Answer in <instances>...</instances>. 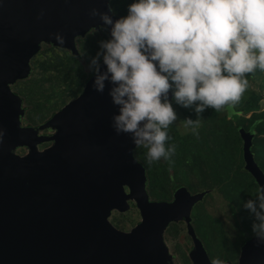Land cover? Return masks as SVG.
Returning <instances> with one entry per match:
<instances>
[{
    "label": "water",
    "instance_id": "95a60500",
    "mask_svg": "<svg viewBox=\"0 0 264 264\" xmlns=\"http://www.w3.org/2000/svg\"><path fill=\"white\" fill-rule=\"evenodd\" d=\"M109 7L110 0H0V264H169L163 233L174 220L188 223L202 197L180 186L171 202L149 200L136 147L112 126L118 108L110 85L97 92L93 75L42 125L55 130L50 147L37 150L45 137L20 124L22 100L10 85L29 76L39 45L76 52L75 39L102 23L91 10ZM239 134L244 168L260 188L264 173L251 152L253 133L240 128ZM21 147L24 155L15 153ZM128 200L140 221L121 231L109 217L128 210ZM194 244L192 264H213L201 241ZM238 264H264V244L247 240Z\"/></svg>",
    "mask_w": 264,
    "mask_h": 264
},
{
    "label": "clouds",
    "instance_id": "9594fccd",
    "mask_svg": "<svg viewBox=\"0 0 264 264\" xmlns=\"http://www.w3.org/2000/svg\"><path fill=\"white\" fill-rule=\"evenodd\" d=\"M109 13L111 7L90 12L108 32L90 60L93 88L102 93L105 82L110 85L118 108L112 126L147 149L148 164L173 162V104L194 110L198 118L183 127L198 136L206 109L235 107L249 88L248 76L264 75V0H131L126 15L114 20ZM243 207L253 217V236L264 244V186Z\"/></svg>",
    "mask_w": 264,
    "mask_h": 264
},
{
    "label": "trees",
    "instance_id": "16d2710c",
    "mask_svg": "<svg viewBox=\"0 0 264 264\" xmlns=\"http://www.w3.org/2000/svg\"><path fill=\"white\" fill-rule=\"evenodd\" d=\"M129 3H131V0H110V7L114 14L123 16L126 15ZM103 34L87 35L82 40L86 44L84 50L85 61L91 60L96 55L99 50L98 42L108 38ZM64 53V57L58 59H62L66 71L61 70L59 73L65 76L74 74L76 75L75 79L72 80L74 85L81 84V80L84 79L85 81L87 77L86 68L66 50H64ZM51 65L56 68L55 64L49 61L40 62V66L44 71L50 68ZM262 73L257 70L254 74L248 76L249 88L235 107H226L220 112H215L212 109L205 110L198 136H193L191 133L181 136L174 125L170 126L168 129L171 137L169 143L176 145V153L171 164L163 160L148 164L146 162L147 149L135 148L133 151L134 157L145 169L146 189L157 201H165L170 198L174 183L178 182L176 180L177 175L185 174L183 169H179L181 164L190 165V169L195 172L198 171L197 162L205 160L206 165L212 169V173H208L209 177L207 179L212 186L215 184H217V187L222 185L220 196L225 200L226 208L225 210L215 208V210L209 211L204 205V197L203 201L198 203L200 218L194 224L195 232L209 250L208 254L212 261L217 259L223 262L227 257L232 258L233 255L229 253L228 248L237 244V242L240 244L242 240L249 239L253 235L251 229H249L253 217L243 207V204L255 197L258 185L251 174L242 168V141L237 128L243 127L245 130L254 132V134L256 133L264 138V93H262L264 77ZM227 109L234 112L228 119ZM247 115L249 116L246 117ZM252 141L253 149L255 143L254 140ZM261 154L264 155L262 151L255 153L256 157L262 156ZM172 170L174 171L173 176L169 177ZM225 175H228L229 178L227 176L223 178ZM225 212L226 215L228 214L227 218H230V224L233 223V228L234 226L237 227L236 223L245 226L244 229L238 231L237 236L233 235L234 240H237V242L232 241L233 239L227 228L220 221V215L222 216ZM176 232L175 228V234Z\"/></svg>",
    "mask_w": 264,
    "mask_h": 264
},
{
    "label": "rangeland",
    "instance_id": "374dc122",
    "mask_svg": "<svg viewBox=\"0 0 264 264\" xmlns=\"http://www.w3.org/2000/svg\"><path fill=\"white\" fill-rule=\"evenodd\" d=\"M99 33H104L103 35L108 36L106 30L101 31L98 29L91 30L83 37H77L75 39L76 52L74 53H72L70 50L54 47L48 43L42 42L39 45V50L37 54L30 61L31 71L29 76L22 80H17L10 85L11 91L17 94L22 100L21 107L23 109V114L20 116L21 126L33 127L34 129H36L38 136L45 137V140L37 145V150L42 151L50 147L53 143L50 137L54 134L55 130L50 127L43 128L42 125H44L65 104L75 99L81 93L85 84L84 82H86L88 77L92 74L89 70L90 60L88 59L85 61L84 50L86 48V44L82 40L87 35H95ZM64 50H66L70 55L75 57L77 61L81 63L87 70V77L85 81L84 79H82L81 84L79 85H74V83L72 82V80L75 79L76 75L69 74L68 76H65L59 73L61 70L66 71V66L63 64L62 59H58L64 57ZM42 61H49L52 64H55L56 68H53L51 65L50 68L44 71L40 66V62ZM42 74L44 75L43 78ZM262 93H264V87L262 89ZM173 107L178 117V119L173 123V125L179 135H187L185 134V130L183 127L184 121L188 118L195 121L198 118L197 114L191 108H183L175 104H173ZM227 110L228 116L231 117L234 112L231 109ZM204 113L205 111L201 114V119L202 117H204ZM248 116L249 115H247L246 117ZM254 136L255 138H253V140L255 146H253L252 149V153L254 154L253 158L259 168L264 171V155L261 154L262 156L260 157H256L255 155V153L261 151L264 154V138L263 136H258L256 133ZM26 152L27 148L25 147H21L15 150V153H17L18 155H24ZM197 163L198 171L194 172L190 169V167H188L187 170H184L185 174L177 175L176 180L179 182L181 181L186 187H188L191 194L201 193L202 191H209L208 196L205 197L203 201L205 207L209 211H213L215 210V208L225 210L226 202L220 196V188L222 187V185H218L219 187H217V184L211 186V182L207 179L209 175L205 170H203V167L206 165L205 160L198 161ZM199 166H202L201 172H199ZM172 172L174 171L172 170ZM227 178H229L228 175ZM146 192L148 194L149 200L154 201L155 199L150 195L147 189ZM128 204V210L124 212H118L113 210L109 217L110 223L115 228L121 231H129L140 221V213L137 207L135 206L134 202L128 200ZM220 219L223 221L222 223L224 225H226L227 222H230L226 220L224 216L221 215ZM235 225L237 227L235 228L234 226L233 235L237 236L238 231L244 229L245 226L239 223H236ZM176 231L177 233L175 234V228H166L163 233V240L165 245L167 246L170 255L169 264H183V257L186 256V254L190 255V253L194 251V242L195 239H198V236H195L194 231H192V229L186 230L182 228L178 230L176 229ZM186 232L189 235H187ZM227 260L230 261L231 258L227 257Z\"/></svg>",
    "mask_w": 264,
    "mask_h": 264
},
{
    "label": "flooded vegetation",
    "instance_id": "af4514ba",
    "mask_svg": "<svg viewBox=\"0 0 264 264\" xmlns=\"http://www.w3.org/2000/svg\"><path fill=\"white\" fill-rule=\"evenodd\" d=\"M117 16H118V15H117ZM119 17H120V16H119ZM99 30H100V28H99ZM227 119H228V117H227ZM238 130H239V128H237V132H238ZM238 134H239V132H238ZM239 136H240V134H239ZM240 138H241V137H240ZM241 153H242V142H241ZM180 164H181V163H180ZM188 167H190V165H189V166H186L185 164H181V165L179 166V169L181 168V169H183V170H187ZM242 168L245 169V168H244V162H243ZM169 169H170V168H169ZM203 170H205L207 173H212V172H211L212 169H211L208 165H205V166L203 167ZM201 171H202V166H199V172H201ZM173 173H174V172H172V174H171L169 177H172V176H173ZM226 176H227V175L223 176V178L226 177ZM218 179H220V178H218ZM180 182H181V181H180ZM180 182L178 181V182H175V183H174V188L172 189L171 196H170V198H169L168 200H165V201H167V202H171V201H173V200H174V194H175L176 190H177L180 186H184V187L188 190V192L191 194V192L189 191V188L186 187L182 182H181V183H180ZM211 186H212V185H211ZM201 193H203V194H202V197H201V200H198L197 202H195V204L192 206V208H191V210H190V216H189V218H188V220H189L188 223H187L184 219H177V220H174V221L168 223L167 229L176 228V229L178 230V229H182V228H184V229L188 230V229L190 228V229H192V231H194L195 236H196V237L198 236V234L195 232V225H194V224L197 223V219L200 218V217H199V209H200V208H199L197 205H198V203H200V201H201V202L203 201L202 199H204V197H207V196H208L209 191H202ZM191 195H193V194H191ZM156 201H157V200H156ZM222 216H224V218H225L226 220L230 221V218H227L228 214L226 215V213H224V215L222 214ZM220 221L223 222L221 219H220ZM225 228H227L229 235H231V238L233 239L232 241H233V242H237V240H234V237L232 236V235L234 234V232H233V229H234V228H233V225H231L230 222H227V224L225 225ZM229 230H230V231H229ZM178 232H180V231H178ZM176 233H177V232H176ZM186 234L189 235L187 232H186ZM177 235H178V234H177ZM182 237H183V236H182ZM184 237H185V236H184ZM253 237H254V236L252 235V236L249 237V239H251V238H253ZM176 238H177V237H176ZM186 238H187V237H186ZM197 238L201 241V243H202V245H203V247H204V249H205V251H206V253H207L208 257H209V259L211 260L209 254H208V251H209V250L206 248L205 244H204L203 241L199 238V236H198ZM249 239L242 240V241L240 242V244L237 242V244H235V245H231V246L228 248V250H229V253L233 255V257L231 258L230 261H228V260L226 259V260L223 261V262L228 261L230 264H238L239 256H240V253H241V247H242L243 244H244L247 240H249ZM191 241H192V240H191ZM211 262L213 263L212 260H211ZM223 262H222V264H223ZM183 264H191V259H190V257H189L188 254H186V256L183 257Z\"/></svg>",
    "mask_w": 264,
    "mask_h": 264
}]
</instances>
